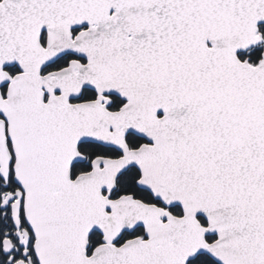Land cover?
<instances>
[{"label": "snow or ice", "instance_id": "snow-or-ice-1", "mask_svg": "<svg viewBox=\"0 0 264 264\" xmlns=\"http://www.w3.org/2000/svg\"><path fill=\"white\" fill-rule=\"evenodd\" d=\"M0 264H264V0H0Z\"/></svg>", "mask_w": 264, "mask_h": 264}]
</instances>
